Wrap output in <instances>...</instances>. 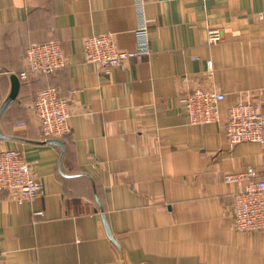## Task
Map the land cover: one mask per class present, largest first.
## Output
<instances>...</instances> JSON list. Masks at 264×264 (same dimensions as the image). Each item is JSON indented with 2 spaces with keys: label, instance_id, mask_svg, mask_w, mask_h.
I'll return each instance as SVG.
<instances>
[{
  "label": "crops",
  "instance_id": "1",
  "mask_svg": "<svg viewBox=\"0 0 264 264\" xmlns=\"http://www.w3.org/2000/svg\"><path fill=\"white\" fill-rule=\"evenodd\" d=\"M144 9L151 54L104 75L85 64L83 41L110 36L134 50L133 0H0V106L27 47L58 43L67 60L19 80L0 117V151H18L42 190L23 204L0 193V264H264V230H233L235 186L223 182L248 168L261 176L264 146L230 147L222 124L193 126L179 103L201 88L224 95L221 122L247 98L264 116V0ZM44 87L70 102L63 150L40 135L32 105Z\"/></svg>",
  "mask_w": 264,
  "mask_h": 264
},
{
  "label": "built area",
  "instance_id": "2",
  "mask_svg": "<svg viewBox=\"0 0 264 264\" xmlns=\"http://www.w3.org/2000/svg\"><path fill=\"white\" fill-rule=\"evenodd\" d=\"M145 0H133L137 29L135 49L120 51L110 36H91L83 41V60L107 75L113 69L122 68L133 59H141L151 54L148 41ZM264 19V16H260ZM220 30L207 32V43L216 46L221 42ZM24 70L17 74L20 81L26 82L42 75H54L66 67L63 49L60 44L46 43L31 45L24 51ZM211 65L208 63V70ZM34 109L42 140H60L70 134L68 119L71 116L70 102L60 97L56 89L44 87L36 92ZM75 92H71L73 96ZM224 100L222 93L201 88H189L179 99L188 122L193 126L207 124L221 125L230 147L240 143L264 146V116L261 104L249 98L238 101L230 107L226 117L220 120L219 104ZM223 182L235 186L232 193L231 218L235 232L253 233L264 230V172L257 176L256 171L247 169L239 174H226ZM42 192L37 174L31 164L16 150L0 151V193H5L17 204L29 203Z\"/></svg>",
  "mask_w": 264,
  "mask_h": 264
},
{
  "label": "water",
  "instance_id": "3",
  "mask_svg": "<svg viewBox=\"0 0 264 264\" xmlns=\"http://www.w3.org/2000/svg\"><path fill=\"white\" fill-rule=\"evenodd\" d=\"M10 91H9V95L8 97L2 102L1 106H0V117L2 116V114L5 112V109L10 105L11 102H13L15 100V98L17 97V93L19 90V79L18 77H16V75L10 73ZM4 138V136L0 133V139ZM49 144L55 145L57 147H61V149L63 150V144L61 141L58 140H48ZM104 225H105V229H106V233L107 236L110 237L109 231H108V226L106 221L104 220ZM112 237H110L111 239Z\"/></svg>",
  "mask_w": 264,
  "mask_h": 264
},
{
  "label": "trees",
  "instance_id": "4",
  "mask_svg": "<svg viewBox=\"0 0 264 264\" xmlns=\"http://www.w3.org/2000/svg\"><path fill=\"white\" fill-rule=\"evenodd\" d=\"M47 76H51V75H47ZM40 77H42V76H40Z\"/></svg>",
  "mask_w": 264,
  "mask_h": 264
}]
</instances>
